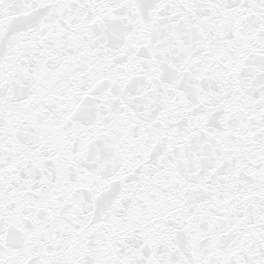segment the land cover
I'll return each instance as SVG.
<instances>
[{"label": "snow or ice", "instance_id": "obj_1", "mask_svg": "<svg viewBox=\"0 0 264 264\" xmlns=\"http://www.w3.org/2000/svg\"><path fill=\"white\" fill-rule=\"evenodd\" d=\"M0 264H264V0H0Z\"/></svg>", "mask_w": 264, "mask_h": 264}]
</instances>
